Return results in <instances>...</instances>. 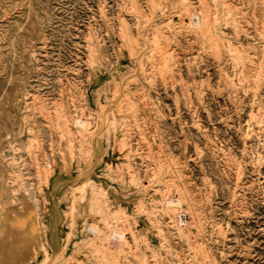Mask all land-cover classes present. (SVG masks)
Wrapping results in <instances>:
<instances>
[{"label":"rangeland","instance_id":"obj_1","mask_svg":"<svg viewBox=\"0 0 264 264\" xmlns=\"http://www.w3.org/2000/svg\"><path fill=\"white\" fill-rule=\"evenodd\" d=\"M0 264H264V0H0Z\"/></svg>","mask_w":264,"mask_h":264},{"label":"bare ground","instance_id":"obj_2","mask_svg":"<svg viewBox=\"0 0 264 264\" xmlns=\"http://www.w3.org/2000/svg\"><path fill=\"white\" fill-rule=\"evenodd\" d=\"M80 124H83V123H80Z\"/></svg>","mask_w":264,"mask_h":264}]
</instances>
